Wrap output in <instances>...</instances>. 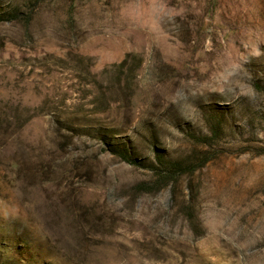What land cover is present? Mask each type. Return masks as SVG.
Instances as JSON below:
<instances>
[{
    "label": "rangeland",
    "instance_id": "obj_1",
    "mask_svg": "<svg viewBox=\"0 0 264 264\" xmlns=\"http://www.w3.org/2000/svg\"><path fill=\"white\" fill-rule=\"evenodd\" d=\"M0 264H264V0H0Z\"/></svg>",
    "mask_w": 264,
    "mask_h": 264
},
{
    "label": "trees",
    "instance_id": "obj_2",
    "mask_svg": "<svg viewBox=\"0 0 264 264\" xmlns=\"http://www.w3.org/2000/svg\"><path fill=\"white\" fill-rule=\"evenodd\" d=\"M122 158H123V160L124 161H126V162H128V163H130V162H132L133 160H135L134 158H132L128 153H127V150L126 149H124V151L122 150Z\"/></svg>",
    "mask_w": 264,
    "mask_h": 264
}]
</instances>
